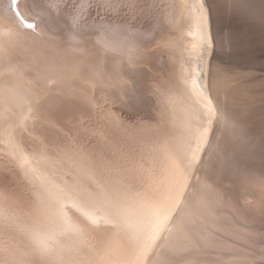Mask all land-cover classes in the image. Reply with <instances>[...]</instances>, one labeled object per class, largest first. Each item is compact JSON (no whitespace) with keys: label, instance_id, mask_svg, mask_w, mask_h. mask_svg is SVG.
Wrapping results in <instances>:
<instances>
[{"label":"bare ground","instance_id":"6f19581e","mask_svg":"<svg viewBox=\"0 0 264 264\" xmlns=\"http://www.w3.org/2000/svg\"><path fill=\"white\" fill-rule=\"evenodd\" d=\"M124 2L18 0L21 14L37 25L35 33L42 32V36L29 38L27 51L15 50L0 61V86H23L34 95L39 92L43 110L57 127L89 152L104 151L114 142L148 137L164 127L158 105L145 98L147 89L140 86L133 93L124 83L129 76L140 85L165 83V91L175 98V110L166 117L169 131H176L173 120L178 123L186 115L201 112V98L189 75L196 65L188 56L194 37L188 34V13L180 7L195 0H137L141 6L158 5L151 16L115 6ZM199 2L205 5L215 47L205 52L206 67L201 65L205 75L196 83L208 85L231 127L221 137L220 153L192 177L193 187L188 189L184 210L176 221L183 226L165 230L147 264H264V137L256 135L248 124L241 89L244 83L240 86L244 80L240 82L221 64L235 47L233 35L222 27V13L231 12L264 29V0H239L244 9L233 7V0ZM9 5L10 0H0V33L23 27ZM77 14L78 27L72 24ZM106 46L108 55H97V50ZM130 50L135 53L134 70L128 63ZM34 58L58 66L63 79L47 85L39 81ZM22 117V110L15 108L0 123V192L4 186L12 191L34 187L21 166V157L35 155L41 140L61 148L66 143L56 128L34 126L31 119L26 129L20 128ZM47 171L52 174L51 169ZM65 171H56V182L73 180ZM32 223L31 217L20 214L21 225ZM14 235L19 243L26 242L23 233ZM91 235L95 239L103 233ZM63 242L71 246L74 240L65 237Z\"/></svg>","mask_w":264,"mask_h":264},{"label":"snow or ice","instance_id":"6c2138e0","mask_svg":"<svg viewBox=\"0 0 264 264\" xmlns=\"http://www.w3.org/2000/svg\"><path fill=\"white\" fill-rule=\"evenodd\" d=\"M115 6L139 10L148 16L158 7L155 3L141 6L137 0ZM180 7L188 13V34L194 37L188 56L196 65L189 75L201 98V112L186 115L178 123L173 120L176 131L167 129L166 117L175 110V98L165 91L163 82L140 85L132 76L124 81L133 93L140 86L147 89L145 98L154 99L158 105L164 127L148 137L114 142L100 152L84 150L74 137L57 127L43 110L39 92L34 95L23 86H0V123L19 108L23 112L20 128L26 129L31 119L34 126L39 123L41 127L56 128L66 141L61 148L41 140L35 155L21 157L25 175L34 185L31 190L12 191L4 186L0 192V264H147L165 230L183 226L176 221L184 210L188 189L193 187L192 177L220 153L221 137L231 124L226 112L212 99L208 85L196 83L205 75V68L201 67L205 65V52L215 47L205 5L195 0ZM233 7L244 9L245 5L233 0ZM9 8L23 27L0 33V37H7L0 38V61L15 50L27 51L29 38L42 36V32L35 33L37 25L21 14L18 0H10ZM79 20V14L73 16L72 24L78 27ZM97 55L107 56V46L97 50ZM134 56L130 50L128 63L132 70ZM33 64L38 80L46 85L63 79L58 66L35 58ZM48 169L52 170L51 175ZM65 169L64 174H72L73 180L56 182V171ZM21 213L31 217L33 223L21 225ZM101 223L110 227L101 229ZM15 232L23 233L26 242L19 243ZM93 233L103 235L93 239ZM65 237H71L74 243L66 245Z\"/></svg>","mask_w":264,"mask_h":264},{"label":"rangeland","instance_id":"374dc122","mask_svg":"<svg viewBox=\"0 0 264 264\" xmlns=\"http://www.w3.org/2000/svg\"><path fill=\"white\" fill-rule=\"evenodd\" d=\"M225 12V15L224 13L223 16L221 15V23L224 26L221 25L228 34L234 36L231 40L235 47L233 52L227 54L228 57L225 56L226 58L221 60V64L223 62L224 69L238 77L239 81L244 80L240 81V86L244 83L245 87L242 85L241 89L246 102V118L252 131L262 138L264 137V29L257 26L256 22L252 24L251 20Z\"/></svg>","mask_w":264,"mask_h":264}]
</instances>
